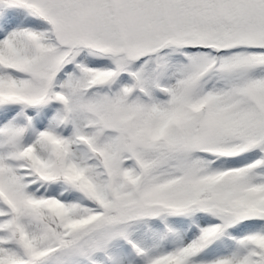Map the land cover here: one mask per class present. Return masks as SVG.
Segmentation results:
<instances>
[{"label":"snow or ice","instance_id":"obj_1","mask_svg":"<svg viewBox=\"0 0 264 264\" xmlns=\"http://www.w3.org/2000/svg\"><path fill=\"white\" fill-rule=\"evenodd\" d=\"M0 264H264V0H0Z\"/></svg>","mask_w":264,"mask_h":264}]
</instances>
